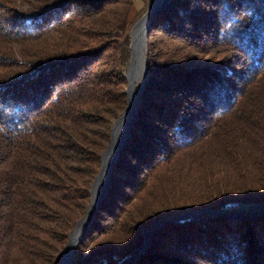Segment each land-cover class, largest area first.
I'll return each instance as SVG.
<instances>
[{
  "label": "trees",
  "instance_id": "obj_1",
  "mask_svg": "<svg viewBox=\"0 0 264 264\" xmlns=\"http://www.w3.org/2000/svg\"><path fill=\"white\" fill-rule=\"evenodd\" d=\"M134 0H0V264H56L126 108ZM209 57L202 66L198 58ZM264 203V0H172L105 201L74 254L124 264L153 224ZM134 264H264V216L170 224Z\"/></svg>",
  "mask_w": 264,
  "mask_h": 264
},
{
  "label": "water",
  "instance_id": "obj_2",
  "mask_svg": "<svg viewBox=\"0 0 264 264\" xmlns=\"http://www.w3.org/2000/svg\"><path fill=\"white\" fill-rule=\"evenodd\" d=\"M171 1L172 0H156L149 13L138 22L132 31L131 45L129 48L130 63L126 74V78L129 82V88L126 92L128 96V107L121 114L119 120L114 124L112 129L111 143L101 156L102 165L98 176L92 184L91 201L88 206L87 214L75 225L70 234L67 246L56 259V264H72L75 248L83 242L90 227L93 225L94 218L101 204L107 197L113 167L119 160L121 150L127 144V140L131 134L132 124H134L137 120L138 111L140 108V96L142 95L144 88L143 85L140 93L136 91V83L139 80L140 74L143 73L144 75V84L147 81V65L145 63L143 50L147 46L151 25L156 16L160 14L171 3ZM260 208H264V203L254 208L249 216L239 217V222L264 216V210L256 214V211ZM220 212L221 211L215 209L192 211L169 220L158 222L144 234L143 243L135 251L132 258L125 264H134V262L139 258L140 254L145 252L147 248L146 245L150 241L153 234L160 231L168 224L180 225L182 224V221L188 219L191 223H199L203 221L204 218L202 216L196 218L195 216L201 214H206L210 218L215 219L224 218L227 221H238L237 217L232 218L225 214H221Z\"/></svg>",
  "mask_w": 264,
  "mask_h": 264
},
{
  "label": "rangeland",
  "instance_id": "obj_3",
  "mask_svg": "<svg viewBox=\"0 0 264 264\" xmlns=\"http://www.w3.org/2000/svg\"><path fill=\"white\" fill-rule=\"evenodd\" d=\"M156 0H134V4H135V8H134V12H133V15H135L136 17H138V19H137V22H136V24L134 25V27L138 24V22L144 17V16H146V14H148L149 13V11L151 10V8H152V6H153V4H154V2H155ZM157 17V16H156ZM134 27H133V29H134ZM133 29H132V31H133ZM132 31H131V34H132ZM130 45H131V40H130ZM148 46H149V37H148V42H147V46H146V48L143 50V53H144V58H145V63H146V65H147V81H148ZM129 48H130V46H129ZM129 52H130V50H129ZM129 63H130V60H129ZM197 63H199L200 65H202V66H205V65H208V64H210V60H209V57H207V58H198V60H197ZM128 66H129V64H128ZM127 70H128V67H127ZM127 70H126V74H127ZM125 78H126V75H125ZM126 80H127V78H126ZM147 81H146V83L144 84V75H143V73L142 74H140V77H139V80H138V82L136 83V91L137 92H141V88L143 87V85H144V88H143V91H144V89H145V87H146V84H147ZM128 88H129V82H128V80H127V87H126V89H125V94H126V92H127V90H128ZM143 91H142V94H143ZM126 108H125V110L127 109V107H128V96H127V94H126ZM141 98H142V95L140 96V107H141ZM124 110V111H125ZM139 110H140V108H139ZM123 111V112H124ZM122 112V113H123ZM139 112V111H138ZM121 113V114H122ZM121 114H120V116H121ZM120 116H119V118H120ZM138 117V116H137ZM119 118L117 119V121L119 120ZM116 121V122H117ZM115 122V123H116ZM114 123V124H115ZM114 124H113V126H114ZM133 125V124H132ZM113 126H112V129H113ZM131 128H132V126H131ZM131 135V134H130ZM111 139H112V130H111ZM129 139V138H128ZM128 141V140H127ZM110 143H111V141H110ZM110 143H109V145H110ZM108 145V146H109ZM107 146V147H108ZM107 149V148H106ZM105 149V150H106ZM104 150V151H105ZM122 151V150H121ZM104 153V152H103ZM102 153V154H103ZM121 153V152H120ZM102 156V155H101ZM120 157V156H119ZM101 161H102V159H101ZM117 164V163H116ZM101 165H102V162H101ZM115 166V165H114ZM114 168V167H113ZM100 169H101V166H100ZM99 172H100V170H99ZM112 172H113V170H112ZM99 174V173H98ZM98 176V175H97ZM111 176H112V174H111ZM96 179V178H95ZM95 181V180H94ZM110 182H111V180H110ZM94 183V182H93ZM92 183V184H93ZM110 185V184H109ZM91 189H92V187H91ZM108 189H109V187H108ZM90 194H91V192H90ZM90 201H91V198H90ZM105 201V200H104ZM89 204H90V202H89ZM89 204H88V206H89ZM102 205V204H101ZM88 206H87V209H86V212H85V214H84V216L87 214V210H88ZM259 206V205H258ZM258 206H253V207H249V206H246V205H240V206H233V207H228V208H226V209H224V210H219V211H222L223 213H225V214H233V215H236L237 216V219H238V221H233V220H230V221H228V222H231V223H238L239 222V217H246V216H249L250 214H251V212L254 210V208H256V207H258ZM205 210H208V209H205ZM216 210V209H215ZM192 211H203V210H191V211H186V212H184V213H182V214H179V215H176V216H174V217H172V218H175V217H177V216H181V215H183V214H186V213H189V212H192ZM97 215V214H96ZM83 216V217H84ZM82 217V218H83ZM204 219H203V221H201V222H199V223H202V222H205V221H208L209 219H212V218H210L208 215H206V214H203V216H202ZM81 218V219H82ZM172 218H170V219H172ZM80 219V220H81ZM79 220V221H80ZM167 220H169V219H167ZM78 221V222H79ZM161 221H163V220H161ZM161 221H159V222H161ZM185 221H190L189 219L188 220H185ZM185 221H182V222H185ZM227 221V220H226ZM240 222H242V221H240ZM239 222V223H240ZM93 223H94V221H93ZM158 223V222H157ZM157 223H155V224H157ZM77 224V223H76ZM75 224V225H76ZM155 224H153L151 227H149L144 233H143V235H142V242H141V244L143 243V238H144V234L146 233V232H148V230H150ZM75 225H74V227H75ZM168 225H170V224H168ZM167 225V226H168ZM174 225H176V224H174ZM74 227L72 228V230L74 229ZM165 227V226H164ZM163 227V228H164ZM91 228V227H90ZM162 228V229H163ZM161 229V230H162ZM72 230H71V232H72ZM90 230V229H89ZM71 232H70V234H71ZM89 232V231H88ZM159 232V231H158ZM156 233V232H155ZM154 233V234H155ZM88 234V233H87ZM154 234H153V236H154ZM87 236V235H86ZM153 236L151 237V239H150V241L147 243V248H146V250L150 247V245H151V242H152V238H153ZM69 238H70V235H69ZM86 238V237H85ZM85 238H84V240H85ZM84 240H83V242H84ZM68 242H69V240H68ZM82 242V243H83ZM81 243V244H82ZM68 244V243H67ZM81 244H79L76 248H75V252H76V250L81 246ZM140 244V245H141ZM139 245V246H140ZM67 246V245H66ZM65 246V247H66ZM139 246H138V248H139ZM65 247H64V249H65ZM93 247V244L92 245H90L87 249H85L84 250V252H83V258H82V262H81V264H88V263H85V260H86V258L89 256V252H90V249ZM137 248V249H138ZM63 249V250H64ZM136 249V250H137ZM62 250V251H63ZM145 250V251H146ZM75 252H74V254H75ZM144 253V252H143ZM60 254V253H59ZM58 254V255H59ZM142 254V253H141ZM140 254V255H141ZM58 257V256H57ZM57 259V258H56ZM73 259H74V255H73V258H72V264H73ZM130 260V259H129ZM135 263V262H134ZM125 264V263H124Z\"/></svg>",
  "mask_w": 264,
  "mask_h": 264
},
{
  "label": "bare ground",
  "instance_id": "obj_4",
  "mask_svg": "<svg viewBox=\"0 0 264 264\" xmlns=\"http://www.w3.org/2000/svg\"><path fill=\"white\" fill-rule=\"evenodd\" d=\"M138 82V81H137ZM264 210V208H260V209H258L257 211H256V214H258V213H260V212H262ZM221 214H225V213H223L222 211L220 212ZM225 215H227V216H229V217H237L236 215H233V214H225ZM199 216H203V214H201V215H196L195 217L196 218H198ZM195 217H193V218H195Z\"/></svg>",
  "mask_w": 264,
  "mask_h": 264
}]
</instances>
